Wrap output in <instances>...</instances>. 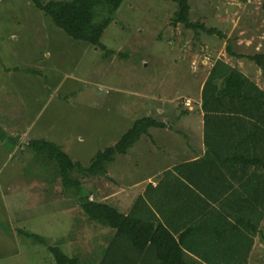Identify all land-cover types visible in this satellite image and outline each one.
Segmentation results:
<instances>
[{
  "label": "rangeland",
  "instance_id": "rangeland-1",
  "mask_svg": "<svg viewBox=\"0 0 264 264\" xmlns=\"http://www.w3.org/2000/svg\"><path fill=\"white\" fill-rule=\"evenodd\" d=\"M191 4L193 20L204 21L226 36L196 33L183 24L173 25L176 7L171 0H124L102 34L104 47H97L68 36L30 0H0V133L4 131L6 135H2L9 138L3 152L0 151V264H54L55 256L48 247L53 245L70 257L92 259L96 253L92 249L97 251L102 247L103 233L96 234L102 225L91 221L80 209L76 195L64 194V187L56 180L60 178L55 161L39 155L29 145L8 154L9 145L15 147L19 130L29 125L31 114L40 111L56 83L63 80L54 101L45 108L48 111L53 109L55 101L67 100L70 91L83 86L94 89L98 95L88 96L85 92L73 97L79 104L84 103L79 105L83 107V113L79 114L81 123H66L64 114L58 118L43 113L45 123L37 124L42 134L38 126L47 125L45 130L60 136L57 139L61 147L84 165H89L98 151L116 143L137 119L151 115L160 118L158 105L167 114L164 121L167 131L181 133L183 122L172 118L180 112L177 104L183 97L195 100L199 96L198 82L192 73L193 57L202 69L206 68L203 65L206 61L210 65L220 58L241 68L264 89V69L247 58L249 63L243 65L241 60L239 65L237 61L241 58L227 51L231 42L236 52L264 53V0H191ZM7 68L13 72L9 73V80L2 76ZM200 72L203 79L206 71ZM5 83L9 97L3 92ZM113 85L127 91L120 93L118 111L115 108L113 112L100 114L101 110L87 106L116 96ZM150 92L157 98L174 100L161 102L154 97L151 100L144 95ZM88 111L89 118L85 115ZM37 129L31 132L32 139L37 138ZM160 136L163 140H151L148 149L139 155V145L129 156L118 155L116 162L108 167L109 176L128 184L135 175L142 177L149 172V168L142 166H168L183 157L182 138L172 139L158 131L155 138ZM46 137L49 138L48 132ZM162 145L164 148H158ZM146 156L145 165L139 163ZM88 178L83 184L84 192H93L98 184L103 191L112 193L113 190L108 191L112 188L108 176ZM93 198L97 200L96 196ZM109 199L113 203V197ZM121 205L126 206V202L122 201ZM262 227L264 231V219ZM19 229L39 234L47 243L20 235ZM249 264H264V240L260 236L255 237Z\"/></svg>",
  "mask_w": 264,
  "mask_h": 264
},
{
  "label": "trees",
  "instance_id": "trees-1",
  "mask_svg": "<svg viewBox=\"0 0 264 264\" xmlns=\"http://www.w3.org/2000/svg\"><path fill=\"white\" fill-rule=\"evenodd\" d=\"M30 1L68 36L104 47L102 34L114 20L115 12L124 0ZM171 1L176 7L173 25L183 24L196 33L202 31L226 36L222 30L192 19L191 0ZM227 51L236 58L252 60L264 69L262 52H236L231 42ZM201 108L209 150L199 161L189 163V169H185L184 165L178 166L187 175L188 181L200 189L189 188V202L197 203L192 208L198 211V216L190 220L194 221L190 227L195 223V226L201 225L200 231H205L206 226L214 231L213 237L216 238L210 239L209 245H215L218 255L211 261L212 264H249L255 237L260 236L264 240V89L240 69L219 58L204 83ZM166 125L154 116L137 119L116 143L98 151L89 165L74 160L60 145L46 139H33L28 144L39 155L44 154L49 161L57 163L56 173L60 179L56 180L64 187V194L76 195L80 209L91 221L102 225L100 227L110 228L105 257H110L112 248L120 241L129 239L130 233L134 235L133 240L145 238L140 241L141 248L150 239L157 244L156 236L147 233L165 227L153 220L140 221L125 215L111 203L90 199L96 189L84 192V181L89 180L88 176L107 175L108 167L117 155L127 154L150 128ZM209 132L215 134L214 137L209 136ZM2 134L6 135L4 131ZM2 134L0 137H6ZM212 217L213 225H210ZM17 231L20 235L47 243L39 234L25 229ZM144 231L146 237L142 236ZM137 243L140 245L139 241ZM175 245L178 247L176 242ZM162 246L159 245L160 249ZM48 247L57 264H80L79 256L70 257L58 245Z\"/></svg>",
  "mask_w": 264,
  "mask_h": 264
},
{
  "label": "crops",
  "instance_id": "crops-1",
  "mask_svg": "<svg viewBox=\"0 0 264 264\" xmlns=\"http://www.w3.org/2000/svg\"><path fill=\"white\" fill-rule=\"evenodd\" d=\"M112 55L113 54L109 55V57ZM245 59L246 58H241L237 62L239 63V65H241L242 61L243 65L245 62L249 63V61ZM197 60V58H191L192 65H194L192 70L193 77H195L196 82H198V99L193 100L189 96L183 97L181 103L177 104L180 111L178 113L179 115L175 114L174 116H172L174 121L177 119L178 122H183V124L181 125V129L183 131L181 133H178L176 131H167L168 125H166L167 128L152 127L147 134H144L139 139V141L129 149L127 154H124L125 156H129V153H131L132 149H134L138 145L139 147L137 148V150L138 152L140 151L138 155L143 153L148 149L149 144H151V140H163L161 136L155 138L157 136V132L162 131V133L164 132L168 134L172 139H175L177 137L183 139L182 150L183 152L185 151V153L182 155L183 157H179L178 159H176L178 157V155H176V161L168 166L164 164L154 165L153 167H151V165H148V167L142 166V168H149V172L145 173L142 177H138L135 175L133 177V180L129 181L128 184H121L117 177L111 175L109 176L108 173V178L107 176L103 177L107 178L108 180L111 179V181L109 182H111L112 188H108V191L113 190L112 193H107V190L103 191L101 189V186L98 184L96 187V192L93 193L95 194L98 201L111 203L125 215H131L140 221L141 219H144L147 222L153 220L155 224L159 223L160 225L164 226L165 229L163 230H152L154 232L150 230L147 233V235L152 236L154 234L156 236L155 240L158 241V243L154 244L152 242L153 240L150 239L148 240L146 246L141 248L142 244L140 241L144 240L145 238L137 237L135 240H133L134 235L130 233L131 237H129V239L120 241L119 244L115 245L114 248H112V254L110 255V257H105L104 252L106 250L105 248L107 247L106 239L110 236L111 231L107 228L100 227L101 229L98 230L96 234L103 233L102 241L100 242V245L102 247L97 249V251L95 249H92V251L96 252L94 254V258L81 259L80 264H212L211 261H214L217 258L218 251L215 245H209V240L212 238H216L213 237L214 231L208 230L209 226H206L205 231H200L201 225L195 226V223L192 228L190 227L194 222H190V220L198 216V211H193L192 208V206L196 205L197 203L189 202V188H195L197 191H200V189H198L196 186L194 187L191 181H188V177L184 173V171H181L178 168V166L180 167V165H184L185 169H189V166H187L189 163L199 161L209 150V145L205 139L207 134L205 133L206 130L204 111L201 108V95L204 83L216 60L211 62L210 65H207V61L206 63H203V65L206 66L205 69H202L201 67L199 68ZM53 65L55 64H52L51 66ZM48 69L52 72L55 71L52 68ZM200 70L206 71L203 79ZM240 70L242 69L240 68ZM9 73L12 74L13 72L8 68L2 71L3 78L6 76L7 80H9ZM45 85L48 86L50 84L46 83ZM62 85L63 80L56 83L53 91L48 94L46 103L41 106L40 111L31 114L30 121L28 122L29 125L25 129L19 130L17 136H15V147L11 148L9 145L8 154H12L15 148H18L19 150L23 149V146L28 145L29 142L33 140L32 137H30L31 132L35 128L37 129V124L45 123L42 119L43 113L46 115L53 114L58 118L60 115L64 114L66 123H68L69 121L81 123L79 114L83 113V107H79V105H83L84 103L79 104L77 100H73V97L76 95V93L85 94V92L88 96L98 95H95L94 89L83 86V88L78 91H70V93H68L69 97L67 98V100L64 101V99H58L57 101H55V106L53 107V109L51 111H48V109H45L46 106L48 105V103H52L54 101L56 92L62 87ZM112 87L117 92L116 96L114 94L110 100L103 99L100 102H90L89 104H87V106L89 108H96L98 112L101 110L100 114H103L104 112H113L115 108L118 111L119 107H121L120 93H124L127 91L119 86L113 85ZM3 92L9 97L8 85L6 83L4 85ZM144 95L148 96L151 100H153L152 97H154V100H158L161 102H171L174 100L164 99L162 97L157 98L155 93L153 94L151 92L148 94L145 93ZM187 99L191 101L190 107L184 104V101ZM8 101L11 104V100L9 98ZM127 102L128 104L131 103L130 97H128ZM131 105L133 104L131 103L129 108H132ZM156 110L157 114L161 116L157 119L166 122L168 117L167 114L164 113L163 107L158 105ZM29 114L30 110L28 112V115ZM85 115L89 118V111ZM11 116L13 117V115ZM58 122H60V120H58ZM57 125H59V123ZM47 127V125H45V128L42 126H38V128L41 129L45 135L39 132L37 129L35 134V137L37 138L34 139H46L54 143L57 142L56 144H60V140L57 139L60 136H56L55 132L45 130ZM47 132L49 134V138L46 137ZM208 134L209 136L213 137L215 135L212 134V132H209ZM143 139L145 140L142 141ZM7 141H9L8 136H6L5 138H0L1 152H3L4 148L7 146ZM60 146L62 145L60 144ZM161 147L164 148V145L159 146L158 148ZM66 152L68 153V151ZM150 153L152 154V152ZM117 157L118 155L116 156V158ZM116 158L112 163L116 162ZM146 161L147 156L142 158L139 163L145 165ZM22 170L25 171L24 166L22 167ZM93 194L92 197H95L93 196ZM109 197H113V203L109 202ZM122 201L126 202V206L122 207ZM210 225H213V217ZM142 236L146 237V231H144V234ZM137 241H139L140 245L137 243ZM175 242L178 244L179 248L175 245ZM159 245H163L161 249ZM207 257L210 258V261Z\"/></svg>",
  "mask_w": 264,
  "mask_h": 264
},
{
  "label": "built area",
  "instance_id": "built-area-1",
  "mask_svg": "<svg viewBox=\"0 0 264 264\" xmlns=\"http://www.w3.org/2000/svg\"><path fill=\"white\" fill-rule=\"evenodd\" d=\"M185 103H186V105H189V106L191 105L190 104L191 103L190 100H187Z\"/></svg>",
  "mask_w": 264,
  "mask_h": 264
},
{
  "label": "clouds",
  "instance_id": "clouds-1",
  "mask_svg": "<svg viewBox=\"0 0 264 264\" xmlns=\"http://www.w3.org/2000/svg\"><path fill=\"white\" fill-rule=\"evenodd\" d=\"M187 100H188V99H187ZM187 100H185V102H186ZM185 102H184V103H185ZM190 102H191V101H190ZM190 104H191V103H190ZM185 105H186V103H185ZM187 106H188V107H190L191 105H190V106H189V105H187ZM90 199H93V197L91 196V198H90Z\"/></svg>",
  "mask_w": 264,
  "mask_h": 264
}]
</instances>
